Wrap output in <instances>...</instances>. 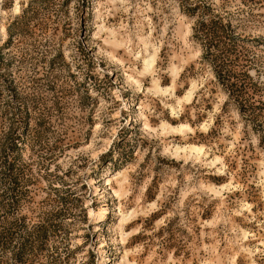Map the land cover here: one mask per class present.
I'll return each mask as SVG.
<instances>
[{"label": "rangeland", "instance_id": "1", "mask_svg": "<svg viewBox=\"0 0 264 264\" xmlns=\"http://www.w3.org/2000/svg\"><path fill=\"white\" fill-rule=\"evenodd\" d=\"M3 150L0 264H264V0H0Z\"/></svg>", "mask_w": 264, "mask_h": 264}, {"label": "trees", "instance_id": "2", "mask_svg": "<svg viewBox=\"0 0 264 264\" xmlns=\"http://www.w3.org/2000/svg\"><path fill=\"white\" fill-rule=\"evenodd\" d=\"M216 31H213L212 29L209 30V33H214ZM220 35L216 33V37H219ZM209 46H213L210 42H208ZM218 48L219 56L218 59L221 57V61L226 62L229 64L231 61L230 58V50L228 47L221 45L220 47L216 45ZM228 59V61H227ZM14 132V142L18 140V134L15 132V128L11 130V134ZM4 137V136H3ZM6 138V137H5ZM15 143L12 144V147H16ZM2 147V146H1ZM1 160H0V207L2 209H7V206H11L13 203H15L16 197L19 194V188H20V180L18 176V166L15 167L14 162H10L8 155H5V151H1L0 153ZM4 216L6 215V212H4ZM3 216V217H4ZM6 221L7 218H3ZM4 225L6 222H3ZM7 229L6 232H0V244H6L10 243V235L9 231L13 226L17 225V220L11 219L10 222H7ZM3 228V227H2ZM1 229V228H0ZM6 237V238H5Z\"/></svg>", "mask_w": 264, "mask_h": 264}, {"label": "bare ground", "instance_id": "3", "mask_svg": "<svg viewBox=\"0 0 264 264\" xmlns=\"http://www.w3.org/2000/svg\"><path fill=\"white\" fill-rule=\"evenodd\" d=\"M17 9H18V7H17V2H16L15 7H14L15 12L17 11ZM1 31L4 32V28H2ZM153 62L154 61H153L152 57L146 58L144 60V68H145V70H149L151 68ZM190 95H191V93L187 94V97H186L187 100L189 99ZM189 151H191V152L194 151L196 154L202 153V149L198 148V147H195V146L190 148ZM121 219H122L121 220L122 222L125 220L124 218H121Z\"/></svg>", "mask_w": 264, "mask_h": 264}]
</instances>
